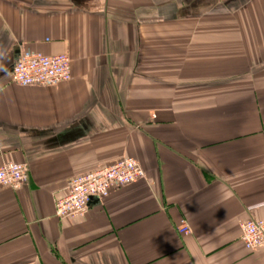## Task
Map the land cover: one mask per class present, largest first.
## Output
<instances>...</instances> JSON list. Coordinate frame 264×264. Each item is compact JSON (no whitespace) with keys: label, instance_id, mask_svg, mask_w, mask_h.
<instances>
[{"label":"crops","instance_id":"1","mask_svg":"<svg viewBox=\"0 0 264 264\" xmlns=\"http://www.w3.org/2000/svg\"><path fill=\"white\" fill-rule=\"evenodd\" d=\"M72 79L11 81L22 54ZM123 157L146 177L59 219L70 179ZM0 264H264V0H0ZM187 220L192 232L181 235Z\"/></svg>","mask_w":264,"mask_h":264},{"label":"built area","instance_id":"2","mask_svg":"<svg viewBox=\"0 0 264 264\" xmlns=\"http://www.w3.org/2000/svg\"><path fill=\"white\" fill-rule=\"evenodd\" d=\"M66 53L47 55L29 53L19 56L12 66L10 78L22 86H55L72 79V60ZM146 177V171L134 157H123L99 169L70 179L67 193L56 201L59 219L83 217L94 198L105 199L114 188L123 187ZM28 179L25 163L7 162L0 166V186L19 190ZM181 235L192 232L187 220H181ZM241 240L255 251L264 247V218L241 224Z\"/></svg>","mask_w":264,"mask_h":264},{"label":"water","instance_id":"3","mask_svg":"<svg viewBox=\"0 0 264 264\" xmlns=\"http://www.w3.org/2000/svg\"><path fill=\"white\" fill-rule=\"evenodd\" d=\"M94 199H98V198H94Z\"/></svg>","mask_w":264,"mask_h":264}]
</instances>
